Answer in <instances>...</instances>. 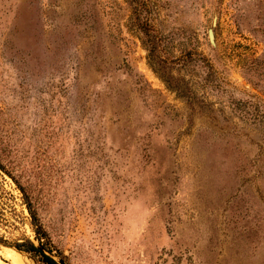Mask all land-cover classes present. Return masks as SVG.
<instances>
[{"label": "rangeland", "instance_id": "rangeland-1", "mask_svg": "<svg viewBox=\"0 0 264 264\" xmlns=\"http://www.w3.org/2000/svg\"><path fill=\"white\" fill-rule=\"evenodd\" d=\"M30 212L64 264H264V0H0V264Z\"/></svg>", "mask_w": 264, "mask_h": 264}, {"label": "trees", "instance_id": "trees-1", "mask_svg": "<svg viewBox=\"0 0 264 264\" xmlns=\"http://www.w3.org/2000/svg\"><path fill=\"white\" fill-rule=\"evenodd\" d=\"M156 45L157 43L155 41H152L150 45L149 53H151L152 50L156 49ZM30 216L32 219L33 228L37 236L36 237L37 244H33V243H28L27 245L14 244L15 248L35 259L38 264H58L57 261H55L54 258L50 255L51 253H49V255H46L44 252L42 241L45 240L46 243L50 244V240L46 232L44 231L37 215L33 212H30ZM39 248H42V250H40ZM58 254H59V262L64 264V260L62 257H60V253Z\"/></svg>", "mask_w": 264, "mask_h": 264}, {"label": "water", "instance_id": "water-1", "mask_svg": "<svg viewBox=\"0 0 264 264\" xmlns=\"http://www.w3.org/2000/svg\"><path fill=\"white\" fill-rule=\"evenodd\" d=\"M209 39L211 42H213V33L212 31H209ZM5 244L4 242L0 241V245ZM9 249H11L12 251H14L16 254L18 255H27L26 253L19 251L15 248L14 244L8 245L7 246ZM40 250H42V248H39ZM29 256V255H28ZM58 264H62L61 262L57 261Z\"/></svg>", "mask_w": 264, "mask_h": 264}, {"label": "bare ground", "instance_id": "bare-ground-1", "mask_svg": "<svg viewBox=\"0 0 264 264\" xmlns=\"http://www.w3.org/2000/svg\"><path fill=\"white\" fill-rule=\"evenodd\" d=\"M24 256V255H23ZM7 258V257H6ZM12 261H15L14 259ZM17 262V261H16Z\"/></svg>", "mask_w": 264, "mask_h": 264}]
</instances>
